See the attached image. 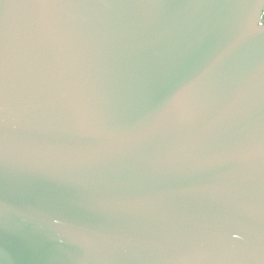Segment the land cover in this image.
Instances as JSON below:
<instances>
[{"label": "water", "instance_id": "obj_1", "mask_svg": "<svg viewBox=\"0 0 264 264\" xmlns=\"http://www.w3.org/2000/svg\"><path fill=\"white\" fill-rule=\"evenodd\" d=\"M75 3L34 10L26 0H0L11 95L0 161V264H174L177 248L214 231L212 198L247 208L220 222L222 242L246 247L231 254L232 264H264V172L240 161L204 163L259 135L264 77L252 82L251 114L246 97L238 115L207 133L209 117L179 124L174 114L153 145L96 159L88 155L100 143L94 127L56 91L59 79H75L100 119L124 121L145 103L178 96L234 45L194 89L208 112L264 65V0ZM40 21L48 33L37 30ZM57 52L60 76L53 77ZM117 198L145 200L146 208L108 206ZM57 220L78 234L58 229Z\"/></svg>", "mask_w": 264, "mask_h": 264}, {"label": "snow or ice", "instance_id": "obj_2", "mask_svg": "<svg viewBox=\"0 0 264 264\" xmlns=\"http://www.w3.org/2000/svg\"><path fill=\"white\" fill-rule=\"evenodd\" d=\"M34 10L64 9L78 6L75 0H26ZM37 30L48 33V26L40 21ZM50 35V34H49ZM47 42V41H45ZM234 45H230L219 52L211 61L205 73L217 67L229 55ZM61 56L59 52L54 56L50 74L59 77V65ZM257 73L264 77V65L238 81L221 100V102L208 112H201L194 100V89L202 81L203 75L184 85L182 92L168 98L164 103L155 107L145 103L141 110L132 114L124 121H106L100 119L94 107L85 101L79 93L78 81L75 79L64 81L59 79L56 85L57 94L64 101V106L73 112L79 120L90 123L94 127L91 133L100 143L91 146L88 155L92 159L108 156L120 152H134L144 149L163 137L173 123V115H177L176 123L185 124L192 119L209 117L205 132H211L227 125L231 119L238 115L241 105L248 103V111L251 114L252 82ZM11 104L9 82V56L7 48V30L0 24V161L6 159L8 144V114ZM232 154L217 155L205 164L224 165L233 161H240L250 165H259L264 172V121L261 122L259 135L250 133L243 141L233 145ZM212 207L209 208L214 216V231L201 243L190 242L177 248L171 257L174 264H232L231 254L236 251H245L246 247H237L224 243L219 239L220 222L232 217L247 208L243 204L227 205L223 202L211 199ZM220 204L221 207H215ZM111 207L121 211L138 213L146 208V201L133 198H117L109 202ZM52 222V221H51ZM57 228L69 234L76 235L78 230L70 225H63L57 220ZM211 242L212 246H207Z\"/></svg>", "mask_w": 264, "mask_h": 264}, {"label": "flooded vegetation", "instance_id": "obj_3", "mask_svg": "<svg viewBox=\"0 0 264 264\" xmlns=\"http://www.w3.org/2000/svg\"><path fill=\"white\" fill-rule=\"evenodd\" d=\"M260 25H263L264 26V13L261 15Z\"/></svg>", "mask_w": 264, "mask_h": 264}]
</instances>
